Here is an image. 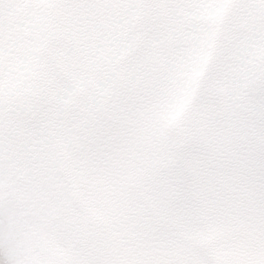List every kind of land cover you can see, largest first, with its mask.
Here are the masks:
<instances>
[{"label": "snow or ice", "instance_id": "snow-or-ice-1", "mask_svg": "<svg viewBox=\"0 0 264 264\" xmlns=\"http://www.w3.org/2000/svg\"><path fill=\"white\" fill-rule=\"evenodd\" d=\"M0 264H264V0H0Z\"/></svg>", "mask_w": 264, "mask_h": 264}]
</instances>
